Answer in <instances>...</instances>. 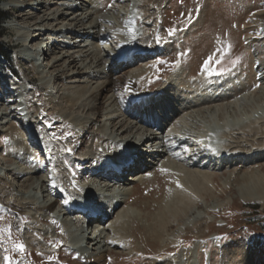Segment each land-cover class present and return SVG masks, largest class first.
Returning a JSON list of instances; mask_svg holds the SVG:
<instances>
[{"label": "rangeland", "instance_id": "rangeland-1", "mask_svg": "<svg viewBox=\"0 0 264 264\" xmlns=\"http://www.w3.org/2000/svg\"><path fill=\"white\" fill-rule=\"evenodd\" d=\"M11 1L0 0V10L12 16L2 26L4 35L0 41L10 58L0 54V75L27 84L25 102L31 108L19 116L8 109V96L0 102V113L6 114L0 125V186L8 189L0 198V229L6 230L0 232V264H5L6 254L11 256L13 264H93L85 256H96L101 251L107 254V264H264V200L247 202L238 187L239 178H264V119L253 121L252 130L250 127L228 131L218 127L222 133L217 136L218 141L228 151L226 164L201 162L192 153L196 150L194 135L200 134L202 127L211 121L222 123L224 117L233 123L239 115H254L253 108L261 102L264 0H135V4L133 0H78L74 10L65 9L72 5L69 4L72 0ZM130 12L137 32L133 38L126 39L119 31L124 30V19L131 24L127 17ZM25 28L33 29L31 33L37 34L36 37L41 34L36 41L42 47L51 42L48 38L54 33L58 37L64 35L58 38L57 46L53 44L52 50L46 52L43 63L55 77L56 91L60 90L56 95L58 102L75 114L76 123L57 118V107L46 100L47 89L39 84L30 64L19 56L23 47L17 54L13 52L14 45L20 43L17 30ZM169 29H175L172 35ZM97 35L104 38H93ZM155 44L162 50L156 57L149 58L143 51L148 58L135 60L137 56H134L132 62L127 60L129 65L127 61L116 63L119 48L150 50ZM209 56H213L211 71L218 67L222 72L212 81L206 80L207 71L203 68ZM145 69L150 72L138 76ZM112 76L136 80L138 92L156 90L150 95L161 98L159 108H152L160 115L159 122L144 127L145 112L139 114L133 109V103L128 102L131 93L125 88L111 86L106 97L98 101L97 94ZM72 91H85L73 108L65 102V96ZM175 95H179L184 105L181 102L171 105L170 99ZM216 99L220 100L214 102ZM234 100L239 103L235 105ZM11 106L14 108L16 104ZM168 106L173 111L169 118H163V109ZM33 107L40 111L33 113L38 119L31 125L33 129L40 127V131L34 142L25 141L19 153L12 147L10 138L22 135V118ZM33 114H28V118L32 119ZM232 123L227 127L231 128ZM84 126H87L85 131ZM179 128L182 135L176 130ZM184 136L188 137L186 143L179 140ZM142 137H152L143 147L145 157L152 160L145 163V171L133 168L119 184L98 176L85 179L86 168L80 169L86 165L84 159L101 163L107 156H115L114 151H119L122 140L134 144ZM188 148L190 154L185 153ZM250 149L253 154L246 153ZM150 152L156 153L154 158ZM235 152L243 153L231 155ZM17 161L24 162L27 174L37 167L46 184L47 188L39 185L36 200L31 198L36 193L29 185V174L16 175L9 166ZM169 161L205 172L211 175L212 182L206 184V190L186 211L176 212V216L167 213L168 228L163 232V240L179 238L176 246L165 248L163 242L149 235L148 226L164 211L162 204L171 195L175 180L182 176L168 167ZM142 175L144 178L139 180ZM11 181L13 188L7 184ZM77 185L84 188L82 198L91 186L96 192H118L125 198L113 210L104 228H98L102 222L97 221L100 225L90 227V235L80 237L88 239L85 242L88 246H81V251L73 248L63 225L68 217L76 229L74 236L79 238L77 232L83 228L75 222L76 213L63 218L62 214L57 215L65 211L64 207L54 209L50 216L39 210V205L50 196L54 198L57 192L73 201L78 199ZM97 200H94L97 207L108 214L107 208L101 207ZM127 209H135L137 215H131L128 220L133 235L127 232L121 244L115 242L117 235H112L111 227ZM25 216L29 218L27 221L22 219ZM194 224L200 225V233L193 228ZM16 242L25 245V252L14 249Z\"/></svg>", "mask_w": 264, "mask_h": 264}, {"label": "bare ground", "instance_id": "bare-ground-1", "mask_svg": "<svg viewBox=\"0 0 264 264\" xmlns=\"http://www.w3.org/2000/svg\"><path fill=\"white\" fill-rule=\"evenodd\" d=\"M13 1H16V0H12L11 2H13ZM133 1H134V4H135V0H133ZM78 3H79L78 0H72V1L69 2V4H72V5L67 7V8H65V9H67V10L73 9L74 10L77 7ZM32 30L33 29H26V28L24 30L23 29L17 30V33L20 36L19 37L20 38V43H21V45L23 47L22 49L20 48L21 50L19 51V56L22 59V61L24 60L28 64H30V66L32 68V71L34 72L35 78L39 81V84L42 87H44L45 89H47V92L45 93V96L47 97L46 100H48L49 103H51V104L54 103L55 106L57 107V110H58V112H57V116L58 117L57 118H59L60 120H63L64 122H70V123H74L75 122L76 123L75 114L73 112L68 111V109L65 108L62 103L58 102V96H56V95H58L60 90L56 91V86L54 85L55 77H54L53 74H51L49 72L48 67L46 65H44V63H43L44 61H42L43 59H42V56H41V52L44 51L45 49H47L46 46H48V48L50 47L49 45H52V44H54V46H55L56 43L59 41L58 38L60 36H62V35H60L59 37H58L57 33L56 34L54 33L53 35H51V37L48 38V40H51V42H49V44L46 45L43 50H41L40 48H42V44H40V42L36 41L41 34L36 37L37 34L31 33ZM93 38H95L96 40H100V39H102L104 37L103 36L101 37V36L97 35V36H93ZM144 48L143 47H139L136 50L138 52L139 51H142V52L145 51L147 53L149 51H151V53L153 51H155L157 53L160 50V47L157 44H155L152 47V49H150V50H147V49H144ZM51 50H52V48H51ZM124 50H128L129 51V53L127 54L128 58L133 56L132 51L134 49L127 47ZM119 60H121V59H119ZM127 60L128 59L121 60V64H125V62ZM129 62L130 61H127V65H129ZM262 68H264V64L262 65ZM149 72L150 71H148L146 69L142 70L139 73L138 76L144 75L145 73H149ZM217 76H218L217 68H213V70L211 71V74L207 71L206 80L207 81H212L213 79L217 78ZM8 77L9 76H7V75H0V86L1 87L3 86L5 88V89H3V91H2L3 93L2 94L3 95L5 94L4 96H8V98H9L8 99L9 100L8 104H10V105L8 106V109H11V110H14V111L17 110L19 112L28 111L31 107H29L27 105V103L25 102V97L28 94L27 93V91H28L27 84L22 83L20 81L10 80ZM136 78H137V76H136ZM122 81H125L124 82L125 84H122ZM259 82H261L260 84L264 85V79L259 80ZM210 84H211V82H210ZM111 86H116V87L120 88L121 90H124V88H125V90H127L129 93H131V97H130V100L128 102L133 103V104L137 101V99L141 95H143V94L147 95V97L143 99L142 103L139 102L140 106H137L135 110L139 111V114L142 113V112H145V115H144L145 116V121H149L150 122L149 124L158 123L159 122L160 115L157 114V111L152 110V108L153 107L159 108L157 105L161 102V101H159V99L161 100V98L158 97L159 99H156L153 96L154 93H153V95H150V93H147L146 91L138 92L137 91L138 90V82L136 80H133L131 78L129 79L127 77H118V78H116V77L112 76V77H109L107 85L104 88H102L99 91V93L97 94L96 97L98 98V101H101V100H103V98L106 97L107 93L109 92V88H111ZM84 93H85V91H77V92L76 91H72L71 94L65 96V102L70 107L73 108V107L76 106V103L79 101V99L82 97V95ZM260 94H261L260 95L261 102L253 108L252 114H254V115H249V116L246 115L248 117H246L244 114L239 115L237 118L233 119V123H232V121L229 118L224 117V122L225 123L224 122H222V123L219 122V124H215L214 121H211L210 124H208L207 126H204L202 128L204 129V128H208V127L210 128V127L218 126V127H221L220 129H222V130L223 129H225V130L227 129L228 131H231V130H236V129H241V128L242 129H249L251 127V130H252V126L254 125L253 121H258L260 119H264V87L262 88V86H261V89H260ZM244 97H246V96H244ZM140 99H142V98H140ZM219 100L220 99H216V100H213V101L214 102H218ZM180 102L181 101H180L179 95H177V96L175 95L173 98L171 97V99H170L171 105H174V106L177 103H180ZM17 103H19V104H17ZM162 103H163V101H162ZM232 103L237 105L239 103V101H237V100L235 101L234 100ZM13 104L14 105L16 104V106L14 108H12V106H11ZM180 105H184L183 102H181ZM217 107H220V106L217 105ZM172 109L173 108H170L169 106L164 108L163 109V113H164V117L163 118H169V116L171 115V113L173 111ZM38 111H40L39 108L33 107L31 112L33 114L34 112H38ZM98 111H99V109H98ZM165 111H167V112H165ZM31 112L26 113L27 114V115H25L26 118H22V122L23 123L22 124L20 123L21 126H22L21 127L22 128V135L21 136H16V137L15 136L11 137L12 134L10 135V137H11L10 139H11V142H12V147L17 148L19 153L22 152V148H23L22 146L25 143V141L30 139L32 142H34L36 140V137H37L36 133H38V130L40 131V127L38 128L36 126L37 128L33 129L32 125H31L33 123H37L35 121V119L36 120L38 119V116L34 115V114H33V118L29 119L28 118V114H30ZM4 115H6V114L3 113V112L0 113V125L3 124L2 120H3ZM229 123H232V127L231 128L227 127V124H229ZM225 126L227 128H225ZM243 127H245V128H243ZM86 129H87V126H84L82 128L83 131H85ZM203 129L200 130L201 131L200 132V137H203L204 135H206V131L202 132ZM176 130L181 135L183 134L182 133L183 130L181 128L176 129ZM221 134H220V131H219V133L217 135L221 136ZM151 138L152 137H150V138L149 137L148 138H146V137L143 138L142 137L141 141H138L137 143L135 142L134 144H130V146L128 148H126V151H125V148L123 147L121 149V151H125L126 154L130 155L132 148L137 149L140 146V143L142 141H145L144 144H146L149 140H151ZM138 151L141 152L140 148H138ZM31 153H34V152H31ZM241 153H243V152H237V153L235 152V153H232L231 155L237 156V155H239ZM246 153L247 154H253L254 152H252V149H250V150L246 151ZM209 154L211 155V159H212L211 161H213L215 164H222V163L226 164V158L225 157L228 154V151L224 147V144L221 145L219 141H218L217 145L215 147H213V149H210ZM257 154H259V153H257ZM139 156H140V154H139ZM251 158H253V157H251ZM235 159L236 158L233 157V160H235ZM83 161L86 162V159H84ZM245 161H249V159H246ZM107 163H109V162H107ZM193 164L194 163H192V165ZM9 166L12 168V170L16 171L15 172L16 175L28 176V174H29V178H27V179H29V185H30V187L33 188V190L36 193V194H33V197H31V198L36 200L35 196L38 194L37 192L40 189L39 185H42L43 187L44 186L46 187V184H44V181L39 176V170L37 169V167L31 168L29 170L28 174H27L25 172L24 162H22V161L21 162L17 161V163L15 162L14 164L9 165ZM168 167L171 170H173L174 172L175 171L180 172L182 174V176L181 177L178 176V178L175 180L172 192H170L171 195H169V197L166 198V201L164 202V205L162 204V208H164L162 210H164V211L159 212L158 216L153 219L154 220L153 223L148 226L149 235L154 240L163 242L165 248L169 247V246H176L177 245V239L179 238V237L176 236V239H174L175 237H170V238H168L167 241L163 240V232L168 228V224H167L168 221H167V217H166L167 213L176 216L177 215L176 212H179V211H182V210L186 211L192 204H194V201L197 199L198 195L206 190V188H205L206 184L209 183V182H212L211 175H208L207 173L202 172V171L190 170V169L186 168L187 166H183V165L174 163L173 161H169L168 162ZM132 169L133 168H131V169L125 168V170H128V172H129V170L131 172ZM10 171L11 170H9V173H11ZM1 172H2V168L0 167V175L2 174ZM139 173H141V172H139ZM143 175L139 178V180H142V178H144ZM55 177H56V179H58V175L55 174ZM121 178L123 179V177H121ZM14 179H16V178H14ZM122 179H119V183L122 181ZM239 179L240 180H239L238 187L242 191V196H243L245 201H247V202H257V201H263L264 200V196H263V192H264V181H263V179L264 178L263 177H257L256 178L254 176H245V177L239 178ZM10 180H12V178H10ZM13 181H11V183L7 182V184H9L11 186L9 188H13L14 187L13 186V184H14ZM19 182L20 181H17V184ZM177 182H179L180 187L177 186ZM53 184H54V182H53ZM92 186H94V185L92 184ZM43 187H41V190H42ZM90 188L87 191L84 192L85 196H83V198L87 201V203H86L87 206L91 205L93 208H95L96 210H99V211H101L102 208L97 207V204L94 203L93 198H97L99 202L102 201L101 199L105 198L104 199L105 200V204H106L105 207L106 206L112 207V208H110V210H114L119 205V203H121V200L125 199L122 196V194L121 193L118 194V192H117V194L116 193L107 194V193H100L99 191H97V192H99V193H97L95 191L96 190L95 188H91V190H90ZM6 190L8 191L7 188H5L3 186H0V198H1V194L7 193ZM54 198H51V196H50V198L47 201H45L44 203L39 205L40 206L39 210L44 212L45 214H47V216H50L48 214H51L52 212H54V209H56V202L54 201ZM116 200H118V201L115 203L114 201H116ZM74 201H76V202L74 203ZM74 201H73V199L71 197L66 198V206H64L65 211L62 212V213H59L57 216H61V214H62L63 218H65V216H68L70 214L72 215L71 212H74V211H72L71 208L73 207V205L76 206V203H78L77 199L74 200ZM7 202H9V199H7L6 203ZM82 203H81V205H82ZM120 208L121 207H119L118 209H120ZM28 211H30L29 208H28ZM42 212H41V214H42ZM103 215H108V214L105 213ZM131 215L132 216L133 215H137L135 209H132V211H130L128 209L124 210L123 212H121L118 215L117 220L112 225V227H111V231L113 233L112 235H115V236L117 235L115 237L116 238L115 242H119L121 244L124 243L125 241L123 242L122 237L124 238L127 232L129 233V235H131V236L133 235L132 234V230H130V226H129L130 222L128 223L129 217ZM45 218H47V217H44V219ZM22 219L27 221L29 218L27 216H25ZM39 219H40V221L43 220V218H40V216H39ZM63 223L62 224L65 225L64 228L67 230V235L69 234L70 242L72 243L73 248L75 250L81 251V249H82L81 246H83L82 243L85 241V238L84 239H80V237L76 238L74 236V233L76 232V229L74 228L73 225H71V223H69L68 217L65 218V221ZM95 225L98 226L100 224H95ZM193 228L197 231V233L201 232L199 224H194ZM112 237H114V236H112ZM86 240H88V239H86ZM251 244L253 245V243H251ZM85 259L88 260V262H91L93 264H107L108 263L107 254L104 251H101L96 256H91V255L90 256H85Z\"/></svg>", "mask_w": 264, "mask_h": 264}, {"label": "snow or ice", "instance_id": "snow-or-ice-1", "mask_svg": "<svg viewBox=\"0 0 264 264\" xmlns=\"http://www.w3.org/2000/svg\"><path fill=\"white\" fill-rule=\"evenodd\" d=\"M129 31L133 32L134 30L130 29ZM174 31H175V29H169L168 30L169 35H172ZM159 42H160V37H157V43H159ZM178 55H183V54H178ZM212 60H213V56H209L203 65L204 70L208 71L210 74H211L210 62ZM220 62H221L220 60H216V63H220ZM159 63H166V62L165 61H159ZM217 74H219V73H217ZM69 151H71V150L69 149ZM161 171H165V170L161 169ZM177 186L180 187L179 182H177ZM53 222L55 223V221H53ZM4 231H6V230L0 229V232H4ZM13 247L15 250L19 251L20 253H23L26 250V247L22 242L14 243ZM5 252H7V249H5ZM3 259H4L5 264H13L11 256L6 254Z\"/></svg>", "mask_w": 264, "mask_h": 264}, {"label": "trees", "instance_id": "trees-1", "mask_svg": "<svg viewBox=\"0 0 264 264\" xmlns=\"http://www.w3.org/2000/svg\"><path fill=\"white\" fill-rule=\"evenodd\" d=\"M10 18H11V14H9L6 11L0 10V40L4 35V29L2 28V24H4ZM0 54L9 58V55L8 53H6V50L3 47V44L1 43V41H0Z\"/></svg>", "mask_w": 264, "mask_h": 264}]
</instances>
